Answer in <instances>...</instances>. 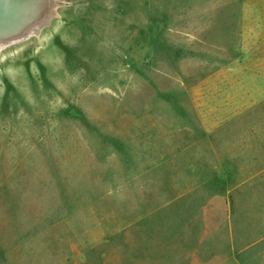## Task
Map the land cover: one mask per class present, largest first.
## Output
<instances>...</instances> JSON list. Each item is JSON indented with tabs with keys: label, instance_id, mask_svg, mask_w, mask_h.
Masks as SVG:
<instances>
[{
	"label": "rangeland",
	"instance_id": "1",
	"mask_svg": "<svg viewBox=\"0 0 264 264\" xmlns=\"http://www.w3.org/2000/svg\"><path fill=\"white\" fill-rule=\"evenodd\" d=\"M0 45V264H264V0H53Z\"/></svg>",
	"mask_w": 264,
	"mask_h": 264
},
{
	"label": "water",
	"instance_id": "2",
	"mask_svg": "<svg viewBox=\"0 0 264 264\" xmlns=\"http://www.w3.org/2000/svg\"><path fill=\"white\" fill-rule=\"evenodd\" d=\"M53 0H0V45L20 40L30 33V24Z\"/></svg>",
	"mask_w": 264,
	"mask_h": 264
}]
</instances>
